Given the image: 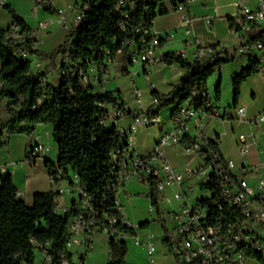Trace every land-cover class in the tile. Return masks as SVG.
Wrapping results in <instances>:
<instances>
[{"label": "trees", "instance_id": "obj_1", "mask_svg": "<svg viewBox=\"0 0 264 264\" xmlns=\"http://www.w3.org/2000/svg\"><path fill=\"white\" fill-rule=\"evenodd\" d=\"M127 17L116 9L117 0H87L88 7L78 27L70 31L63 43L50 53L31 51L41 59L49 60V65L35 75L30 67V60L19 61L15 56L18 49L37 42L31 36L32 28L9 5L5 4L11 24L0 28V101L6 100L4 111L8 115L6 122L0 118V147L8 144L13 134L23 133L31 137L36 125H51L52 138L57 145L55 162L45 161L49 172L60 169L63 173L71 171L79 178V186L100 202L113 203L116 188L115 179L110 170V153L119 140L114 126L107 127L104 121L108 115V106L119 107L120 92L116 97L111 91L91 92L83 87L78 75L69 72V68L89 63L96 64L105 75V57L113 58L123 45L136 38V29L151 27L158 14L166 10L161 7L162 0H125ZM34 5L45 13L58 15L51 0H34ZM230 18H228V21ZM217 44L209 45L216 49ZM241 47H235L232 53L227 48L216 51L211 61H188L180 53L163 55L160 63L168 66L177 64L185 70L180 82L173 86L160 109L172 107L171 116L178 105L187 102L194 109L204 108L211 98L207 88L208 78L221 67L234 61ZM107 52V53H106ZM60 56L59 83L47 82L50 68L55 66V59ZM65 70L62 74L61 71ZM258 74L257 61L251 55L247 64L233 78V99L237 101L242 83L250 76ZM219 81L215 87L214 101L220 100ZM152 94L160 95L154 91ZM202 151L210 160L212 149L218 155V162L224 165L221 154L220 137L202 136ZM188 140L184 137L183 142ZM58 180L56 179L55 182ZM200 189L209 191L205 197H196L195 203L205 207L207 221L218 234L223 235L227 225L233 220V210L225 206L221 199L218 177L212 174L210 179L200 184ZM55 192H36L30 206L18 196L17 188L11 176L0 177V264H36L35 252L49 258L50 264H75L72 252L67 247L66 225L74 214L70 207L63 215L54 212L58 208ZM137 197L149 198L156 206V218L164 232L163 245L171 254L170 241L157 204V193L151 186L146 194L137 193ZM218 204H222L221 209ZM149 221L138 223L140 229H147ZM134 234L132 228H127ZM109 254L107 264H129L125 257L128 249L124 241L108 240ZM246 256L256 259L259 264L264 260L258 253L247 251ZM78 264L84 263V255H78Z\"/></svg>", "mask_w": 264, "mask_h": 264}, {"label": "built area", "instance_id": "obj_2", "mask_svg": "<svg viewBox=\"0 0 264 264\" xmlns=\"http://www.w3.org/2000/svg\"><path fill=\"white\" fill-rule=\"evenodd\" d=\"M195 2L196 0L173 2L170 11L180 14L179 25L175 31L160 32L152 26L138 28L137 37L126 42L117 52L123 54L126 62L120 74L131 77V95L137 102L140 101L142 93L134 84L132 78L134 72L130 67L146 71L147 68L160 63L163 57L160 52L163 41L173 38L175 34L185 43L192 42L190 35L194 17L188 14V9ZM127 6L125 0L116 2V9L120 10L124 17L128 16ZM87 7V0H77L67 11L68 13L75 9L72 21L69 24L65 22L67 18L65 12L61 14L59 23L68 32L73 31L79 26ZM210 22L211 16H208L206 23L210 24ZM228 23L231 33L238 41V47H241L239 53L247 59L249 55L256 59L258 74L264 81V0H235V14ZM39 27H46V23H39ZM31 36L35 37L33 32ZM219 49V46L216 49L197 48L194 59L202 62L211 61ZM35 50H37V42L18 49L15 56L19 61L30 60L31 70L37 75L41 70L37 56L31 52ZM113 58L107 53L103 70L105 75L102 78L99 76L102 69L94 63H89L83 68L81 61H77L79 65L69 68V72L77 74L83 87L89 88L91 92L111 91L112 96L116 97V90H105L101 85L106 79L108 65ZM61 73L64 74L65 70ZM167 98L168 96L165 95L151 94L149 107L141 111H130L120 105L119 101H117L119 107L108 106V115L104 124L107 127L114 126L119 135L118 143L111 151L109 160L110 170L115 176L112 186L116 188L112 205L106 201L100 202L82 190L75 173L71 171L63 173L60 169L49 172L45 165L51 183H55L56 179L66 180L70 187L69 191L74 189L76 192V198L68 208L54 210L60 215L65 214L70 207L74 210L66 225L67 247L75 243L80 248L79 254L85 255L91 248L96 234H105L108 240L113 238L125 243L128 238H132L136 246L145 245L148 263L154 262L156 236L147 229H140L138 223L128 221L117 199V193L125 184L135 181L148 187V190L151 186L155 188L158 209L168 191L171 192L172 200L177 203L175 207L168 208L164 216L160 214V217L166 225L171 255L178 264H247L251 260L246 256L247 251L258 253L264 260V158L255 163L246 160L250 147L247 138L251 137L252 133L238 136L237 147L242 159L238 166L231 159L225 158L224 165L218 162V155L212 149L208 153L211 156L210 160H206L207 153L202 151L204 140L201 133L205 124L212 119L224 123L228 117L238 122L244 121L245 108L237 106L235 116L226 117L215 113V102L211 99L199 110L185 101L178 105L175 114L171 116V130H162L152 150L146 155H141L131 145V139L139 128L160 123L158 115L161 110L160 105ZM128 114H130L129 122L121 124L120 120ZM248 121L258 127L264 121V113ZM192 129L194 134H191ZM184 137L188 140L183 142ZM48 139L50 133L47 130L34 132L27 148L26 159L32 162L41 159L44 160V164L46 160H50L51 149ZM174 145L179 146L182 153L190 159L197 157L201 162L200 166L193 169L174 167L164 152L165 147ZM260 153H264V150H260ZM212 174L218 177L223 203L233 210L234 215L223 235L218 234L216 228L207 221L205 207L196 204L195 199L194 202L190 201L195 196L196 185L206 183ZM205 192L208 196L209 191ZM221 207L222 204H218V208ZM154 209H157L156 206L150 203V210ZM126 227L132 228L134 234L127 231ZM44 259V264H50L48 257L44 256Z\"/></svg>", "mask_w": 264, "mask_h": 264}, {"label": "crops", "instance_id": "obj_3", "mask_svg": "<svg viewBox=\"0 0 264 264\" xmlns=\"http://www.w3.org/2000/svg\"><path fill=\"white\" fill-rule=\"evenodd\" d=\"M53 7L59 12L58 15H50L45 13L40 7L34 5V0H0V28H6L11 24V18L5 9L4 5H9L19 16H21L24 21L32 28L35 38L37 39V51L42 53H50L61 45L69 33L64 29L59 23L61 14L69 10V7L75 5L77 0H51ZM177 0H162L161 7L166 11L162 14H158L152 23V28L160 32H171L175 31V28L179 25L180 14L176 12H171V7L173 2ZM75 14V9L68 12L66 23L72 21L73 15ZM188 14L194 17L191 25V35L190 38L193 39L192 42L185 43L183 39L175 34L173 38L163 41L160 52L162 55L167 53H180L188 61H193L197 48H208L209 45L217 44L220 48H227L229 52L232 53V49L238 46V41L231 33L229 29L228 18H231L235 14V0H196L188 9ZM211 16L210 24L206 23V18ZM46 23V27L40 28L39 23ZM37 60L40 63L41 72L49 65V60L41 59L37 56ZM61 63V58L58 56L55 59V66L50 68V72L47 78L49 83V77L51 71L58 69ZM247 64V58L242 54L238 53L234 61L225 64L221 67L219 72L211 75L207 80V88L211 100L214 101L215 97V87L219 81H221L220 86V100L214 101L215 113L219 115L229 116V110L234 109L238 106L241 99L243 87L246 86L251 79L255 78L258 74L248 77L241 85L240 95L236 102L233 99V87L232 81L234 76ZM126 62L123 54L116 53L112 62L108 65V74L106 76L103 84L105 90H116L120 92L121 100H119L120 105L125 106L130 111H141L149 107L151 103L152 91L160 95H169L173 89V86L178 84L183 77L185 70L179 67L177 64L166 65L164 63H158L146 69V71L140 70L137 67H130L131 71L134 72V84L141 90L142 96L139 102H137L131 95L132 86L128 85L127 93L131 100V104L127 103V100L122 94L121 88L116 83V75L120 74V71L125 67ZM213 78V87L211 89L208 86V81ZM263 80V79H262ZM264 82V81H263ZM51 84V83H50ZM97 88V87H96ZM143 90H145L147 96L143 97ZM3 107L6 104V100L0 101ZM169 111L166 116H163V112L166 108H162L158 115L160 123L152 125L147 128H139L131 139V145L137 149L141 155L148 154L159 134L162 130H171V111L172 107H169ZM232 117V116H230ZM2 121L6 122L8 120V115L2 116L0 114ZM229 118V117H228ZM130 120V114L120 120L121 124H127ZM217 122H220L217 119ZM209 120L203 130L201 135L214 138L215 135L220 134L215 132L214 134H207L204 132L207 125L212 121ZM221 123V122H220ZM192 125V122H191ZM42 130H47L50 133V139L53 143L51 144L50 139H48V145L51 149V154L49 156L51 161H56L57 159V145L52 138V127L51 125H36L34 132H41ZM33 132V133H34ZM252 133L251 137L247 138V142L250 145L249 152L246 156V160L249 163H255L258 160L264 158V153H260V150H264V129L262 127L258 129H252L247 134ZM191 134H194V130H191ZM31 137H27L23 133L13 134L7 145L0 147V177L4 174L11 176L13 184L17 188L18 196L30 206L32 204L33 195L36 192H55V202L59 209L68 208L72 201L76 198V192L69 191V185H64L63 182L66 180H59L58 182L51 183L48 179V172L44 164V160L37 159L35 162L28 161L26 159V152L28 145L30 143ZM238 139V137H237ZM236 139V144H237ZM168 148L174 149L177 156H183V162L179 163L174 160L169 155V150L164 149L165 155L169 162L176 168H197L200 166L201 162L197 157L190 159L188 156L184 155L179 148V146H170ZM219 148L221 154L225 158L221 150V137ZM170 149V150H171ZM197 160L195 166H189L188 161ZM242 162V159H241ZM241 164V163H240ZM239 165V164H238ZM195 181V180H194ZM148 192V187L139 184L135 181H130L125 184V186L117 193L118 203L121 206V211L128 221L132 223H139L143 221H148L151 219L150 216L153 210H150V200L149 198L137 197L135 194ZM75 194V195H74ZM66 195L68 198L66 199ZM207 193L200 189V185L195 187V196L190 201L194 202L196 197H205ZM163 202L172 200L171 192H167L164 195ZM177 205L176 202H174ZM161 204L159 206L160 212ZM164 210H167L164 209ZM154 217V216H153ZM144 230H142L143 232ZM101 237V243L99 249L101 252L100 264H107L108 254H109V243L108 238L105 234H96L92 240L91 248L84 255V263L88 264V256L92 255V264L95 261L97 254L93 251V246L95 245V238ZM162 236V240H163ZM68 249L71 251L70 247ZM164 251L168 253L167 248L164 246ZM164 251H161L164 253ZM72 252V251H71ZM77 252H72V260L75 264H78V254ZM171 255V254H170ZM158 252L156 249V257ZM172 256V255H171ZM173 257V256H172ZM125 260L129 264H159L157 259L152 263H148L146 260V248L145 245L134 246L128 248V253ZM174 263L178 264L173 257ZM253 260V259H251ZM255 264H259L256 260ZM147 262V263H146ZM248 264V262H247Z\"/></svg>", "mask_w": 264, "mask_h": 264}, {"label": "rangeland", "instance_id": "obj_4", "mask_svg": "<svg viewBox=\"0 0 264 264\" xmlns=\"http://www.w3.org/2000/svg\"><path fill=\"white\" fill-rule=\"evenodd\" d=\"M60 66V65H59ZM133 78V77H132ZM131 77L128 75H116V83L122 90V94L127 100L128 104H131V100L128 97L127 88L128 85H131ZM49 83L52 85H58L59 83V67L56 70H52L50 77H49ZM208 86L211 89V91L214 89L213 87V78H210L208 81ZM143 92V97L146 98L147 94L145 90ZM238 106H242L245 108V120L238 122L237 120L227 118V120L224 123L217 122L216 120H212L207 127L205 128L204 132L211 135L215 132L220 134L221 137V150L225 156L226 159H231L234 161L235 165L238 166V164L241 163V157L238 151V147L236 144V139L240 134H247L252 129H258L262 127L264 129V121L261 122V124L256 127L252 125L248 120L250 118H253L256 115L263 114L264 113V82L262 80L261 75H257L255 78L251 79V81L243 87V92L241 99L238 103ZM169 107H166V109L163 112V116H166V114L169 111ZM0 114L2 116H5L6 113L4 111V107L2 103L0 102ZM229 116L234 117L235 111L234 109L229 110ZM51 144L53 143L52 139H50ZM169 150V155L176 160L177 162L181 163L183 162L182 158L183 156H177L174 149L165 147V150ZM171 149V150H170ZM184 159V158H183ZM195 160L188 161L189 166H195L196 164ZM64 185H68L67 182H63ZM75 195V194H74ZM68 198V195H66V199ZM164 201V200H163ZM163 201L160 202L161 208H160V214L162 216L165 215L167 210L171 209L172 207H175L174 200L166 201L164 203ZM160 206V205H159ZM167 210H164L166 209ZM169 208V209H168ZM151 219L148 220V227L147 230H149L152 234L156 236L155 245L158 252V256L155 258L157 259L159 264H173L174 260L173 257L170 254H167V252L164 251V245L162 243V236H164V232L160 226V223L153 220L156 218V209H154L150 214ZM154 216V217H153ZM166 226V225H165ZM101 237L98 236L95 238V245L93 246V251L97 254V257H95V261L92 264H100V257H101V250L99 249L100 243H101ZM127 249L131 248L132 245L136 246L133 242L132 238H128L126 241ZM72 252H77L80 250V248L75 244L72 243L69 245ZM161 251H164L161 252ZM128 253V252H127ZM36 256V264H44L45 259L42 253H39L38 251L35 252ZM92 255L88 256V264L92 262ZM147 263V262H146ZM248 264H255L254 260H249Z\"/></svg>", "mask_w": 264, "mask_h": 264}]
</instances>
